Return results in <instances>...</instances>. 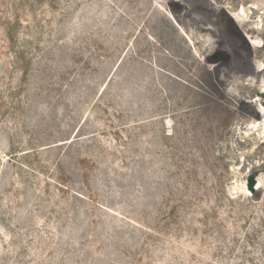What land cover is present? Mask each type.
Listing matches in <instances>:
<instances>
[{
    "label": "rangeland",
    "instance_id": "obj_1",
    "mask_svg": "<svg viewBox=\"0 0 264 264\" xmlns=\"http://www.w3.org/2000/svg\"><path fill=\"white\" fill-rule=\"evenodd\" d=\"M259 145L264 0H0V264H264Z\"/></svg>",
    "mask_w": 264,
    "mask_h": 264
},
{
    "label": "bare ground",
    "instance_id": "obj_2",
    "mask_svg": "<svg viewBox=\"0 0 264 264\" xmlns=\"http://www.w3.org/2000/svg\"><path fill=\"white\" fill-rule=\"evenodd\" d=\"M191 11H190V13H189V15H188V17H189V19H190V21H192V22H195V17H196V15L198 14V11H199V8L198 7H192L191 9H190ZM243 17H241V19H242ZM241 19H239V20H241ZM246 19H247V17H246ZM246 19H242L241 20V22H240V24L241 25H243V26H245V24L247 23V21H246ZM238 20V21H239ZM248 20V19H247ZM215 21V20H214ZM237 21V22H238ZM217 23V22H216ZM196 25V24H195ZM223 25V24H222ZM218 26V25H217ZM226 25L224 24L222 27H220V28H222V29H220V30H218V32L220 33H225L226 32V29L224 28ZM233 26V25H232ZM235 26V25H234ZM239 26V25H238ZM216 28V27H215ZM226 36V35H225ZM229 37H231V40H232V44L231 45H237L238 44V36L237 35H235V34H232L231 36L229 35ZM221 56V55H220ZM223 59V58H222ZM241 63H243V62H241ZM245 70H246V72L248 71H250V69H249V67H247V66H245V68H244ZM249 74H252L251 72H249L248 73V75ZM248 75L246 76V77H248ZM253 75V74H252ZM254 77V76H253ZM253 81V80H252ZM244 84V83H243ZM242 90H244L245 92L244 93H246V94H248L249 96H250V98H248V99H252V95H253V93H254V91L251 89V88H249V87H247V88H242ZM248 95H246V96H248ZM244 104H246V103H244ZM211 133H212V135H214V133L211 131ZM250 138V137H249ZM246 140V139H245ZM247 143H249V140H246L245 141V144H247ZM241 145V144H240ZM261 151H262V145H259L258 146V148H256V151H255V156L253 157L254 159H259L260 161L261 160H264V157H261V158H257L258 156H261ZM257 172H264V163L263 164H259L258 166H257V164L256 165H254V168H253V170H252V173L253 174H255V173H257Z\"/></svg>",
    "mask_w": 264,
    "mask_h": 264
}]
</instances>
